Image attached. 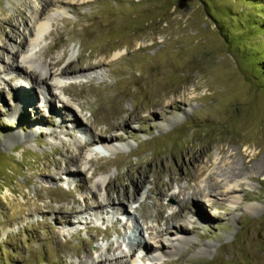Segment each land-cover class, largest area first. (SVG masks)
Here are the masks:
<instances>
[{
  "label": "rangeland",
  "instance_id": "obj_1",
  "mask_svg": "<svg viewBox=\"0 0 264 264\" xmlns=\"http://www.w3.org/2000/svg\"><path fill=\"white\" fill-rule=\"evenodd\" d=\"M259 2L0 0V264H128L143 240L158 256L149 262L139 250L133 264H264V161L259 173L233 182L216 171L229 154L264 155ZM35 21L43 25L36 38ZM61 70L73 78L61 79ZM28 74L47 76L33 95L24 93ZM14 83L21 90L13 99ZM172 101L182 110L165 121L130 124L107 134L113 140L103 152L88 148L117 115ZM194 157L211 164L196 179ZM212 172L219 187L238 190L211 193L216 207L197 201ZM167 186L177 200L192 201L178 207L160 198ZM165 204L162 215H176L174 229L190 241L179 247L175 230L163 234L165 250L180 249L169 257L151 240L165 229L157 221ZM195 206L204 220L187 228L179 210Z\"/></svg>",
  "mask_w": 264,
  "mask_h": 264
},
{
  "label": "bare ground",
  "instance_id": "obj_2",
  "mask_svg": "<svg viewBox=\"0 0 264 264\" xmlns=\"http://www.w3.org/2000/svg\"><path fill=\"white\" fill-rule=\"evenodd\" d=\"M34 24L35 25H33V30L31 31V36L36 38L39 34H42V32H43V25L38 24V22L36 23V21H35ZM59 64H60L59 61H55L54 63H52L51 66L52 67H57ZM15 68L18 69L17 65H15ZM91 69L88 68L86 70H91ZM58 75L61 77V79L64 78V77H70V78L72 77L73 78V76H74L73 72L72 73H67V71H65V70H61L58 73ZM47 76L50 77V76H53V74L48 73ZM47 76L46 75H45V77L40 76L39 79H36L33 74H28V78L29 79L26 78L27 76L26 77L23 76V78L25 80L29 81V88H28L29 90L28 91H24V93L25 94L31 93L33 95V92L31 91V89L32 90L35 89V88L37 89V86L39 87V84H44L45 81H46ZM76 76L77 75L75 74V77ZM14 77H18L19 78V76H17V75H14ZM17 80L18 79L14 80V81H17ZM87 82H91V81H89V79H87ZM14 84H15V87L14 88L16 90H15V96L13 97V99L17 95L16 92L21 90V89H18V86H17L16 83H14ZM23 88H24V86H23ZM31 94L28 97L32 99V95ZM62 94H63V92H62ZM35 98H36V96H35ZM16 100H17V104L18 105H21L23 107L26 106V105L27 106H30V100H26L25 99L26 101H24L21 98H17ZM61 105H62L61 106V109L68 110V106L66 104L62 103ZM174 105H175V107H173ZM15 109H16V112L14 114L15 115L19 114L20 108L18 109L17 106H16V104H15ZM181 110H182V108H181L180 103H176L175 101L168 102L167 104H162L161 102H156V103H153L152 105H149V106H146V107L141 108L140 110H137L136 113H132L131 115L127 116L125 118V120L123 118H121L120 115H117L116 116L117 117L116 118L117 119V122H112V123L111 122L110 123H107L106 122L107 124L105 123L106 127L104 128L105 129L104 131H98L97 130V133L95 134V138L93 140L91 139L90 144H88L89 145L88 148H90L91 150H93L96 146H102L103 147V146H106L107 143H108V145H110L112 143L113 137H111L110 135H107V134H109V133L111 134V132L122 133V132L128 130V126L130 124H133V123L134 124H137V123H145V124L146 123H150V124H152L156 120H158V121H165L166 117L171 112H178V111H181ZM59 112H61V110H59ZM48 113H49V111H48ZM141 113H143V115H141ZM56 114L58 115V113H56ZM54 115H55L54 113H51V115H49L50 118L49 119H46L45 122L48 125L49 124H52L50 119H54ZM73 121L74 122H77V123H80V122H78V120L76 118L70 117V118L67 119V122H69V123H72L73 124ZM32 122L28 123V126ZM35 122L41 123V121L39 119H37ZM97 122H99V121H97ZM45 126H46L45 124H41V125L38 126V128L44 130L45 129L44 128ZM50 126L53 127V125H49L47 127L50 128ZM195 157L193 159V163H191V166H192V169L195 170V172H196V177H195V179H196V178L200 177L204 172H207V170H209L211 168L210 167L211 164L209 162H205V163H202V165L200 166V162H201L200 160L201 159L200 158H195ZM228 157L231 158V160L229 162L225 163L223 168H217L216 167V169H217L216 171L218 173V176L221 179H223V181H226V182H233L236 179L241 178L242 175H243V173H244V171H249V172H251L253 174L259 173V171H261V169H260V164L261 163L260 162L261 161L262 162L264 161V155H262V158L259 161L256 158V156H253L248 161H245L244 160V156L241 157L239 161L236 160L235 157L232 156V154H229ZM89 160H93V159L92 158H89ZM70 161H71V163H74V162H76V159H71ZM70 161H68V162H70ZM249 163H251V164H249ZM169 170L166 169V168H164L163 171H165V172L168 171V173L171 174L172 172H170ZM72 173L73 174L74 173H77L78 174V173H80V171L79 170H75ZM215 173L216 172L209 173V175H208L209 182L207 184V188L204 191L199 192V197H198L197 201H199V203L200 202L201 203H204L205 206H207V205L208 206L209 205L215 206V204H218L219 203V202H215V203L212 202V199L209 198V196L211 195V193H214L215 192V194L218 193V194H220V196L226 197V196H229L231 194H234L236 191H238V190H234L232 188L223 189L221 186L220 187L223 190L220 191L219 185L216 183V180H214V178H213V176L217 177ZM72 177L73 176H66V177H63L62 176V178L59 181L61 182L65 178H72ZM193 179L194 178L190 177L188 180L191 181ZM176 180L178 181V179H176ZM141 181H144V180H141ZM131 182H132V180H131ZM138 188H139V184L137 186H135V188H134L135 192L138 190ZM168 190H169V187L168 186L165 189L160 190L159 191V197L161 198V196H162V197L169 198V200L174 201L177 204L176 206H178V207L180 206L181 203H183L185 201L186 202L188 201V200H185V198H187V199H189V200L192 201V198L190 199L188 196L187 197L186 196H183V198L181 200H177V197L174 194H168ZM118 200H119L118 201L119 204L120 203L121 204L123 203V201H121V199L119 197H118ZM110 204L112 205V203H110ZM99 205H100V203H99ZM98 207L101 208V206H98ZM167 207H168V204L167 205L165 204V205H159L158 206L159 210H158L157 221H159V222L161 221L165 225V229L162 232H155L152 235V238H151V240L156 244V247H157L156 249H158L157 252L160 251V250H162L161 252H159V254L160 255H163L165 257H169L167 255L172 254V253H178L180 249L177 248V246H179V247L182 246L183 247L185 244L187 245L190 242L189 239L186 238L187 237V234H188V231L184 230V228L182 230H179V231H177V230L174 229V225L171 223V221H172V219H175L176 215H173V214H170V215H167V216H163L162 215V212ZM195 207L196 208H193V209H188L187 208V209H180L179 210V214H180V212L186 213V214H184L183 217H185L184 222L187 225V228L192 227V225H197L198 223H200V221L204 220V219L200 218V216L202 215L200 213L201 210L197 206H195ZM214 209H216V208H214ZM187 216L192 219L191 222L190 221H185V220H187ZM62 220L63 221H66L65 219H62ZM172 230H175V233H176V235H175L176 237L175 238H176V241H177L178 245L176 244L177 246H174V247L172 246V248H170V250H165L164 249V246L162 245L161 237H162L163 234L170 233ZM138 243H140V244L137 246V249L136 248L133 249V251L130 254L131 256H130L129 259L131 260V262L128 261V264H133V262L135 261L133 259V256L136 253V251L138 252L139 250L141 251V252H139L142 255L141 257L146 258L147 261L150 260V259H152L153 256L155 258H157L158 255L156 256V255L150 254V251H148V246L146 247V242H144V240L143 241H140ZM149 262H151V260ZM168 263H166V264H168Z\"/></svg>",
  "mask_w": 264,
  "mask_h": 264
},
{
  "label": "trees",
  "instance_id": "obj_3",
  "mask_svg": "<svg viewBox=\"0 0 264 264\" xmlns=\"http://www.w3.org/2000/svg\"><path fill=\"white\" fill-rule=\"evenodd\" d=\"M262 4H263L262 2H259V3H257V6H259L261 9H263L264 5H262ZM260 70H261L262 73H264V62H263V65L260 66Z\"/></svg>",
  "mask_w": 264,
  "mask_h": 264
}]
</instances>
